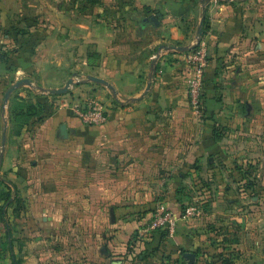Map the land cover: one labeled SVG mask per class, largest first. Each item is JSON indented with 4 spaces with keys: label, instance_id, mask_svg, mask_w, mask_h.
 <instances>
[{
    "label": "crops",
    "instance_id": "1",
    "mask_svg": "<svg viewBox=\"0 0 264 264\" xmlns=\"http://www.w3.org/2000/svg\"><path fill=\"white\" fill-rule=\"evenodd\" d=\"M248 1L136 0V12L146 8L148 13L137 17V24L120 20L112 24L113 32L97 26L93 40L88 32V45L99 55L95 77L106 81L116 97L91 81L87 93L109 106L108 121L100 127L81 124L72 114V99L86 92L77 93L43 111L18 134L10 130L12 93L4 105L12 77L37 67L67 74L76 58L59 47V35L53 33L52 47L43 52L44 43L36 47L37 25L26 39L24 23L12 22L9 9L0 7V50L15 47L0 59L1 140L5 132L0 264H13L12 255L20 264H64V249L70 250L65 264H207L204 224L210 219L207 214L185 218L184 193L203 176L224 171L233 151L230 137L246 121L248 63L264 47V33L250 23ZM150 16L159 26L143 23ZM129 23L131 37L121 38ZM200 39L206 40L208 65L202 113L195 116L183 58ZM27 48L32 61L21 66ZM87 48L84 65L94 63ZM147 48L153 52L145 67L141 55ZM12 55L20 65L14 72ZM158 205L176 220L174 233L160 230L135 241ZM68 238L76 239V247L62 246Z\"/></svg>",
    "mask_w": 264,
    "mask_h": 264
},
{
    "label": "rangeland",
    "instance_id": "2",
    "mask_svg": "<svg viewBox=\"0 0 264 264\" xmlns=\"http://www.w3.org/2000/svg\"><path fill=\"white\" fill-rule=\"evenodd\" d=\"M154 1L156 4H162L165 0ZM169 1L173 0H167ZM135 3L136 0H0V7L9 9L12 13L8 16L12 22L24 23L23 32L28 35L26 39L32 36L30 31L32 26L37 25L36 34L39 35V43L36 47L44 43L42 51L45 52L52 47L51 33L53 37L58 34L59 47L63 46L68 52L73 51V56L76 58L67 74L58 70L50 71L42 68L37 70V67L31 73L16 75L15 78L13 76L8 88L22 79L30 80L31 85H22L12 93L10 108L12 105L14 108L16 106L14 103L19 102L36 108V111L43 109L46 112L48 109L50 112L63 98L87 92L89 87L87 78L95 77L100 72L98 52L93 45H88L89 39L93 40L94 34L100 32L96 29L97 26L106 29L107 32H113L112 24L120 20L137 24V17L148 13H145L146 8L143 13L136 12ZM246 7L251 25H257L258 30L264 33V0H249ZM51 26L56 27L57 30H52ZM127 26L121 38L132 35L130 23ZM89 29L90 34L93 35L91 38L88 36ZM86 45L89 47L87 48ZM86 48L87 53L92 55L93 64L82 63ZM8 49L15 51L13 45ZM252 50L256 51L257 47L254 45ZM5 52L1 49L0 57ZM32 52L27 48L28 54L25 55L26 60L20 63L21 66L30 65ZM152 52L153 50L147 48L141 55L145 67ZM253 55L248 63L250 74L245 80L246 103H248L246 121L236 127L230 137L234 141L228 146L233 151L226 161L224 171L212 177L203 176L204 178L200 179L201 183L193 184L192 188H188L184 193L186 198L184 211L196 206L201 214H207L212 220L204 224L207 236L205 244L208 246L207 264L208 262L209 264H264V47L256 52L255 56ZM13 56L9 59L12 72L20 66L14 62ZM70 79L72 84L65 94L56 95L48 92L51 89L63 88ZM1 135L0 128V153ZM211 178L214 179L213 182L208 180ZM0 187L2 188L1 181ZM65 240L62 246L76 247L74 245L76 239ZM65 250L60 256V261L64 264L70 251L65 252Z\"/></svg>",
    "mask_w": 264,
    "mask_h": 264
},
{
    "label": "built area",
    "instance_id": "3",
    "mask_svg": "<svg viewBox=\"0 0 264 264\" xmlns=\"http://www.w3.org/2000/svg\"><path fill=\"white\" fill-rule=\"evenodd\" d=\"M183 62L189 106L195 116H200L203 106L205 71L208 65L206 40L200 39L195 47L184 55ZM72 101V114L84 126L100 127L108 121L109 106L96 95L86 92L83 96L74 97ZM199 216L201 212L196 206H191L184 211L185 218ZM175 224L176 220L172 217L170 210L164 205H158L151 219L136 231L133 239L142 240L160 230H166L169 235H172Z\"/></svg>",
    "mask_w": 264,
    "mask_h": 264
},
{
    "label": "water",
    "instance_id": "4",
    "mask_svg": "<svg viewBox=\"0 0 264 264\" xmlns=\"http://www.w3.org/2000/svg\"><path fill=\"white\" fill-rule=\"evenodd\" d=\"M209 1H211V0H209ZM142 21L145 24H152V25H155V26H159V21L154 16L146 17ZM200 35H201V31L199 30L198 31V36H200ZM179 50H182V49H179ZM87 79H88V81H91V82H94L96 84H100V85L106 87L107 89H109L110 91H112V93L116 97L113 88L106 81H104V80H102L100 78L91 77V76H89ZM71 84H72V80L70 79V80H68L66 82V84H65V86L63 88H61V89H54V90H48V92L51 93V94H56V95L65 94ZM22 85H31V81L28 80V79H24V80H21V81L16 82L14 85H12L7 90V92L4 95V105L7 103L8 98L11 95V93H13L15 90H17ZM61 133L62 134H65L66 133V127L65 126H62L61 127ZM2 140H3V146H4V143H5V132L3 133ZM1 161H2V154L0 153V165H1ZM184 257H186V258H192V255H184Z\"/></svg>",
    "mask_w": 264,
    "mask_h": 264
},
{
    "label": "trees",
    "instance_id": "5",
    "mask_svg": "<svg viewBox=\"0 0 264 264\" xmlns=\"http://www.w3.org/2000/svg\"><path fill=\"white\" fill-rule=\"evenodd\" d=\"M9 52L11 54L13 53V51H8V53ZM5 54L7 55V53L5 52L0 57V59L3 56H5ZM14 104L16 105L14 108H13L14 105H12L11 108L9 107L10 108V110H9V112H10V130H11L12 134H18L19 131L26 124H28L33 118L40 116L43 112V109L40 111L39 110L36 111V108H33L30 105H23L22 103H19V102L18 103L15 102ZM16 203L18 205V203H19L18 199L16 200ZM17 208H19V207H17ZM183 210H184V208H183ZM12 263L13 264H20V261L12 255ZM222 264H224V263H222Z\"/></svg>",
    "mask_w": 264,
    "mask_h": 264
}]
</instances>
